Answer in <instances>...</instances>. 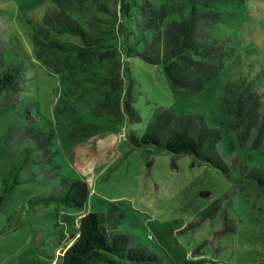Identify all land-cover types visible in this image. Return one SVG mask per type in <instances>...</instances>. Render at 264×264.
Masks as SVG:
<instances>
[{
  "label": "rangeland",
  "instance_id": "rangeland-1",
  "mask_svg": "<svg viewBox=\"0 0 264 264\" xmlns=\"http://www.w3.org/2000/svg\"><path fill=\"white\" fill-rule=\"evenodd\" d=\"M105 3L115 10L116 27L121 0ZM55 4V0H0L1 53L6 62L23 66L21 90L4 113L6 104L0 99V134L11 126L20 135L22 120L51 131L56 164V168L47 164L23 168L22 178L33 171L35 177L0 199V264L58 263L72 240L63 223L70 218L77 221L84 210L56 202L31 206L30 200L50 192L62 177L86 181L85 210L121 213L113 229L127 233L132 245H142L153 255L145 264H264V191L231 164L232 132L223 133L217 143L230 168L226 173L193 155H174L131 141V135H142L158 107L176 114H201L208 126L220 127V106L229 81L251 79L264 103V0L219 5L221 22L212 33L226 38L235 52L196 94L175 92L162 64L118 55L117 61L127 60L126 80L131 104L140 116L137 121L127 117L113 121L106 113H95L97 102L111 88L106 62L81 65L72 63V55L37 51L38 27ZM122 67L119 78L124 76ZM88 124L99 127L92 136L83 134L88 130L82 126ZM14 139L18 141V136ZM15 141L9 149H17ZM7 168V156H0V196Z\"/></svg>",
  "mask_w": 264,
  "mask_h": 264
},
{
  "label": "trees",
  "instance_id": "trees-1",
  "mask_svg": "<svg viewBox=\"0 0 264 264\" xmlns=\"http://www.w3.org/2000/svg\"><path fill=\"white\" fill-rule=\"evenodd\" d=\"M55 1V6L43 15L34 46L41 52L72 55V63L106 62L111 88L105 98L97 102L95 113H106L113 121H121L124 117L132 121L140 119L131 104L127 86V60L121 57L117 61L118 55H137L148 63L162 64L171 88L181 96H189L200 92L235 52L233 46L226 44V38L219 39L212 33L216 23L221 22L219 5L234 0H121V21L116 27L112 18L115 10L105 3L106 0ZM120 35L122 38L117 44L113 39H119ZM55 36L72 40H59L53 38ZM120 65L124 66L122 78L117 76L121 72ZM22 74V64L6 62L0 50V99L4 98L2 104H6L2 106V113L16 100ZM224 92L220 106L221 128L208 126L201 114H176L158 107L142 135H131V141L136 146L151 144L174 155H193L226 173L230 168L218 153L217 143L223 133L232 132L234 136L229 135L233 137L229 138V147L235 153L231 156V164L264 191L263 94L246 78L227 82ZM26 111L25 115L32 118ZM22 121L20 135L14 134L11 126L0 134V156H7L8 163L1 176L0 199L16 185L35 177L33 171L28 178H22L23 168H31L33 164L56 168L55 152L51 149L52 132ZM82 128L88 130L83 134L92 136L99 127L88 124ZM12 141H15L16 150L9 149ZM88 195L85 180L62 177L50 192L30 200L31 206L56 202L84 210L77 221L70 218L63 223L72 240L59 254L57 264H145L147 259L153 258L144 246L132 245L127 233L113 229L121 213L85 210ZM66 233H62V237Z\"/></svg>",
  "mask_w": 264,
  "mask_h": 264
}]
</instances>
